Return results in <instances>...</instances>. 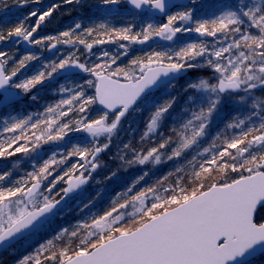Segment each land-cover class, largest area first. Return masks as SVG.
I'll return each instance as SVG.
<instances>
[{
    "label": "snow or ice",
    "instance_id": "snow-or-ice-1",
    "mask_svg": "<svg viewBox=\"0 0 264 264\" xmlns=\"http://www.w3.org/2000/svg\"><path fill=\"white\" fill-rule=\"evenodd\" d=\"M189 2L193 7L170 3V0H127L137 10L161 14L166 22L155 23L153 15L139 26L109 28L100 24L98 28L103 32L77 23L55 36L35 34L60 4H53L47 10L34 9L27 16L18 17V22L8 29L3 25L12 23L11 15L0 16V41L15 38L16 43L26 42L48 50L56 49L57 45H84L90 51L94 44L115 42L116 38L130 44L160 38L176 45L175 50H153L144 57H136L123 67L117 65L120 57L110 56L108 52L103 53L107 60L92 64L81 62L73 52L44 63L31 76L24 75L22 70L28 62L40 60V56L28 53L17 61L9 53L0 51V110H14V105L24 96L57 76L71 78L78 70L92 77L77 84L78 90L61 88L71 95L47 106L45 111L49 115L44 119L11 115L4 119V131L15 134L19 130V135L0 143V158L29 154L42 142L63 141L69 133H84L92 138L93 145L91 148L74 145L59 161L53 155L42 163H33V171L18 178L12 171L0 172V245L27 239L50 223L69 193L89 182L100 166L97 157L109 147L112 135L137 110L138 102L147 99L153 90L168 94L175 79L188 70L201 66L213 70L215 83L199 79L184 89L196 93L188 97L194 108L189 109L191 115L186 123L173 129V135L141 152L125 145L133 152V157L125 161L128 165H144L150 160L160 163L165 150L170 152L169 160L180 157L208 135L209 125L226 100L239 96L240 101H245L246 96L240 95L241 92L251 96L257 88L264 90V6L225 4L220 15L201 19L194 15L195 0ZM33 3L39 4L40 0H15L18 8ZM63 3L79 4L80 0H63ZM120 4L121 0H102L110 13H117ZM0 5L6 12L7 0H0ZM32 17L36 21L26 26ZM77 29L81 34L76 33ZM188 33L216 38L220 46L210 48L203 40L181 44L180 37ZM93 34L107 39L98 38L89 43L83 38ZM119 47L125 49L122 55H127L129 44L121 43ZM9 61L13 65L10 70L6 67ZM87 89H93L92 94H87ZM175 103V97L163 103L154 102L155 110L144 136L161 127ZM72 112L79 114V118L65 120ZM41 125L45 126L44 130L39 136L33 132L35 139L31 140L27 131L39 129ZM226 127L238 131L226 135L222 144L213 141L210 148L204 149L205 152L217 150L194 171L195 186L165 189L169 192L165 198L155 195V187L137 192L129 188L131 195L123 197L122 202H116L102 215L93 216L71 232L63 229L61 235L67 233L71 237H77L81 229L86 230L76 247L57 250L54 240H48L18 264H42V259L49 264H254L253 258L258 253L264 254V100L257 99L243 119L237 116ZM102 136H107L109 143L100 144ZM22 140L27 143H21ZM237 155L241 157L239 161ZM73 156L83 162L57 174L53 166ZM78 169L84 171L74 176ZM213 171L236 175L204 183L201 174ZM61 181L67 187L58 188ZM149 194L154 199L146 205ZM130 204L139 205L136 208L139 216L132 220L131 226L124 222L125 214L120 211ZM84 207L89 208V204ZM44 252L50 255L42 258Z\"/></svg>",
    "mask_w": 264,
    "mask_h": 264
},
{
    "label": "rangeland",
    "instance_id": "rangeland-1",
    "mask_svg": "<svg viewBox=\"0 0 264 264\" xmlns=\"http://www.w3.org/2000/svg\"><path fill=\"white\" fill-rule=\"evenodd\" d=\"M209 1L215 2L216 0H195L196 10L200 9L203 5H206ZM55 4H60L61 7L58 8L53 13L52 17L46 18L48 19L49 24L47 26L45 25L42 32L39 33L40 36L38 37L47 36V35H53V36L58 35L62 31L74 28L77 23H80L83 27H96L97 30L100 24H106L108 25V27L114 26V25H118V27H126L132 24L133 22H135V17H137L135 12L129 10L127 7L123 8V6H125V0H121V4L118 6L117 13H110L109 11H107L102 5V0H80L79 4H72V5L64 4L63 0H56ZM11 5L12 4H9V5L7 4L8 7H10ZM51 5L52 4L48 2V0H40L39 4L33 3V4H29L27 7H24V8H17L16 10H14L13 12L11 11L8 14V15H11V17L13 16L15 17L14 19H12L11 25L14 26L18 22V17L27 16V13L34 9L47 10ZM188 6L193 7V4L190 3L188 4ZM86 7H90L93 9L97 8V9H100V11L102 12V14L96 16L94 20H92L91 22L92 24L85 22L84 18L81 17L82 12ZM174 10H178V9H174ZM148 16H150L149 13L143 12L140 14L139 17L145 18ZM35 21H36V17H32L30 20L26 21V26L34 24ZM159 22L164 23L166 22V19L164 18V20H160ZM11 25H9L8 27H12ZM98 31H103V30H98ZM76 33L81 34V30L77 29ZM179 35L180 34H178V36ZM100 37H101L100 39H103L104 36H100ZM83 38H85L89 43H91L92 40L95 39L93 36L91 37L84 36ZM202 38H203V41L209 45L210 48L220 46L216 38H213V37H202ZM104 39H107V37H104ZM157 39L158 38H154L153 40H149L144 44H130V42L128 41H121L118 38H116L115 42H109L105 44H94L90 51L87 50L84 47V45H77L76 47H73L72 45H57V48L55 49V51L51 52V56H49V58L47 59V62L51 60H55L61 56H67L70 53L74 52L75 55L79 56L80 59L83 58L84 62L87 61L89 64L99 63V62H102L103 60L108 59V57L103 56L104 52H108L110 56H119L120 58L117 60V65L123 67V66L129 65L132 59L136 57H143L144 53L140 51L143 50V47H145V44L157 42ZM121 43L129 44L127 55H122L125 52V49L119 47ZM167 43H170L167 47H154L155 48L154 50H157V51L175 50L176 45L173 42H167ZM18 47H19V43H16L14 45V43H12V39L6 40V41H0V51L9 53L17 61L25 56L24 53H21V50ZM38 48L39 50L35 55L43 57L44 48L42 46H38ZM138 49H139V52H137ZM228 55H229L228 53H225V56H228ZM42 62L43 61L39 63H42ZM201 64L203 65V60H201ZM117 65H113V67H116ZM12 66H13L12 61H9V64L6 67L10 70ZM31 66H32V63H30L27 67H31ZM200 68H206L209 71H211V74L209 75L210 78L208 77L206 79H208L210 83H215V80L212 79L213 70L206 66H201ZM24 70L26 71L24 72ZM29 70L26 68V69H23L22 72L24 75H27L29 74L28 73ZM190 71L191 70H189V72ZM191 78H192V75L188 73V75L184 77V79H181L180 82L186 84V82H188V80H190ZM83 79L84 80L92 79V77L88 76V78H83ZM177 83H178L177 81L174 82V84L176 85ZM176 90H178V88L172 87L171 89H169L168 93H173ZM158 94H159L158 96L151 95L147 99L143 100L141 104L138 105L137 110L132 111L130 113L127 122L121 124L118 130L112 135L111 140L113 139L120 140L124 138L127 139L125 135H130L129 131H131V134H132L133 131H135V125L141 120H144L143 118H146V120H145V123H143L144 127L142 129L143 130L142 137H147V136H144V133L147 130L146 125L149 121V117L152 114V112L155 110L154 102L161 103L159 102V98L164 93H162V91L160 90ZM262 94H263L262 91H256V90L253 91L251 96H247L246 94L240 93V95L246 96L245 101H240L239 96L235 97L234 99L226 100L224 107L221 110L220 115H223L228 111H231V109L235 107L240 109L246 106L253 105L254 102L257 101V99L263 100V98L260 97V95L262 96ZM188 95H194V94L189 93ZM21 113H22L21 111L15 110V109L10 110V111L8 110L4 114L1 115V118L8 119L9 115L15 116L17 118H24ZM158 130L159 129H157V131ZM230 131H233V129H230ZM155 133H152L149 135L152 136ZM13 135H19V130L15 134L10 133V132H5L3 120L0 119V143H4L8 138H10ZM84 136H85L86 142L80 145L91 148L93 146L92 138L86 136V134H84ZM108 142L109 140L107 136H102L99 138L100 144H104ZM52 143L53 142H48L46 144V147L50 148ZM42 145H44V143ZM61 153L64 154L65 152L62 149H60V151L58 149L57 151H55L53 155H55V157H57L58 159L59 157L62 156ZM203 153L205 154V151ZM202 154H200V156H202ZM204 154L203 156H205ZM53 155H51V157ZM164 159H166L165 153L161 155L160 163H155L152 160L149 161L148 163L151 164L152 166L149 168L148 167L144 168L145 169L144 172L141 173L143 176L142 181H140L139 184H130V186L129 184H126V182H127L128 177L133 175V173H131L132 172L131 170L137 169L135 167L136 164H133V165H128L127 163L123 164L122 167L125 172L116 173V172L107 171V168H105L104 160L98 161L100 166L96 172L92 173L91 185L83 193L79 194L74 199L70 200L67 203L66 207L63 209V211L55 215L51 219L50 223H48L38 233L25 239L24 242H21V244L16 245L14 249L8 251L7 254L5 252L3 255H1L0 264H18L19 260H21L26 255L34 253L40 247V245L46 244L48 240H54V244L57 250L64 246L72 247L73 246L72 242L71 244H66L67 243L66 241L69 239L70 235L67 233H64L63 235H61V233H63V229L67 228L69 229V232H71V230L77 227L78 225L83 224L85 221H90L93 216H98V213L102 215L100 212L101 211L100 207L98 208H93V207L95 206L94 204L96 202L100 200L101 201L104 200L109 195L108 193L113 194V197L110 198V202L113 201L112 204H115L118 201L122 202L123 197H127L131 195V193L128 192L129 188H132L133 192H137L142 189H146L148 187H153L151 181H153L152 178L154 177H152V175H154V173L159 168H162L161 165L163 164ZM240 159L241 157L237 155V161H239ZM32 160H34V158H32L30 161L28 159H25V157L23 156V153H17L15 156L10 157V159L2 162L1 167H3L5 171H12L13 175L24 176L27 172L33 171L32 164H31V162H33ZM82 162L83 161H80L79 157H75L72 160V164L69 167H67V169L70 168L73 164L82 163ZM111 168L113 169L112 166ZM80 171H84V170L78 169L74 175H78ZM113 173H115V175H113ZM145 173H147V175H145ZM85 175H87V173H85ZM235 175H236L235 173L230 172L228 176H223L224 178H222V180L228 179L229 177H232ZM14 177L18 178L20 176H14ZM65 179H67V177H65ZM148 182H150L151 186L149 185ZM62 183L63 181H61V183L57 185V187L58 188L62 187L61 185ZM99 183H101V185ZM154 187L156 188L155 195L165 198L169 195V192L165 191V189H172L173 185L171 183H166L162 185L159 184V186L154 185ZM94 195H95L96 201H86L87 199L89 200L90 197H94ZM153 199H154L153 195L149 194L148 198L145 201V204L150 205L153 202ZM86 203L89 204V208L84 207ZM138 206H139L138 204L136 206H133L132 204H130L127 209H120V211L125 214V219H129L132 217L139 216V213L136 211V208ZM107 208L108 207H106L105 210ZM46 253H49V252L42 253L41 257L44 256Z\"/></svg>",
    "mask_w": 264,
    "mask_h": 264
},
{
    "label": "trees",
    "instance_id": "trees-1",
    "mask_svg": "<svg viewBox=\"0 0 264 264\" xmlns=\"http://www.w3.org/2000/svg\"><path fill=\"white\" fill-rule=\"evenodd\" d=\"M242 3L249 4L250 6L252 4L264 6V0H216L215 2L209 1L206 5H203L200 9L195 11L194 15L197 18H201V19H211L215 15L221 14V10L224 9L225 4L238 5ZM7 4L8 5L12 4L10 7L11 8L10 10L12 12L18 8L15 6L14 0H7ZM123 8H125V6H123ZM100 14H102L100 9H97V8L93 9L90 7H86L82 12L81 17L84 18L85 22L91 23L92 20H94V18ZM140 14L141 13H136L137 17H135V22H133L132 24H136L137 26H139L143 21L149 19L150 16H153L150 14V16L148 17L140 18L139 17ZM11 18L14 19V17H11ZM160 20H163V19L154 17L155 23H161L159 22ZM11 24L12 23L5 24L3 25V27L5 29H8L10 28L8 26ZM112 27L122 28V27H118V25L109 26V28H112ZM98 30H103V29L98 28ZM99 32H103V31H99ZM100 36L93 34V37L95 39L101 38ZM201 40H203V38L199 36V34H195V33H188L180 37L181 44L187 43V42H193V41H201ZM169 44L170 43H159V42H152L150 44L147 43L145 44V47H143V50L140 52L144 53L143 55L144 57L146 56V54L151 53L155 49L154 47H167ZM137 52H139V49L137 50ZM32 62L33 61L28 62V65ZM32 65L33 66L31 67H27V69L28 70L30 69V70L28 71L29 74H27L26 76L33 75L37 70L41 69L42 67L40 65H39L40 67L35 66L34 63H32ZM190 70L191 71L189 73L192 75V78L188 80L186 84L181 83L180 80L177 81L178 82L177 85L174 84L173 88H178V90L174 91L173 93L163 94L159 98V102L163 103L164 101L170 99L171 97H175L176 103L173 106V110H170L171 115L166 117L164 123L154 135L152 136L149 135L147 137H143L142 139V135H143L142 129L144 127L143 123H145V120H146V118H143L144 120H141L135 125V131H133L132 134H131V131H129L130 135H125L128 141L126 138H124L120 140L113 139L110 141V143L108 142L109 147L106 149L105 152L101 154L100 159H99V161L104 160L105 168H107L108 172H116V173L125 172L122 167L123 164H126L125 161L133 157V152L130 151L129 148H126L125 145H130L131 149H135L137 152L144 151L154 146L155 144L159 143L160 140L163 139L164 137L173 135L174 128H180V126L183 123H186L187 119H189L191 115L189 109L194 108V106L191 105L189 101H187L189 97L188 94L193 93L194 95H196V93H194L192 90L185 92L184 89L187 87L189 83L198 82L199 79H206L211 74V71H209L206 68H197V69H190ZM25 71L26 70H24V72ZM77 76L80 77L79 74ZM86 77L87 76L85 75V77H82V78H86ZM67 79L70 80V78H65V79L60 78L50 83L46 82L44 86L36 89V91L32 93V97L35 96V99L30 97L29 99L21 103V105H23L22 108L17 106L14 109L21 111L22 112L21 114L24 118L28 116H32L33 120L44 119L46 115H49V114H46V111H45L47 106L53 105L57 103L60 99L68 98L71 95V92H62L61 88H69V89L78 90L76 89V85L84 83V79L82 80L83 83H81V81L78 83L69 82V81L67 82ZM92 92H93V89H87V94L90 95L92 94ZM158 93L159 92H157L156 94H153V96H158L159 95ZM262 93L263 94L262 96L260 95V97L263 98L264 100V90H262ZM252 109H253V105H250V106H246L240 109L236 107L232 108L231 111H228L223 115H220L221 113L220 112L218 116H215L213 118L212 124L209 125L208 135L204 137L198 145H194L191 149L185 150L184 153L178 158H173L172 160H169L167 156L170 154V152L165 150L163 153L166 154V159H164L163 164L161 165L162 168H159L154 173V175H152V177H154L152 178L153 181H151L152 186L153 187L154 185L159 186V184L162 185L166 183H171L173 185V188H177V189L179 187H184L185 189H189L195 186L196 178L193 175L194 171L199 170V164L202 163L205 159H211V157L215 154L214 152H216L217 149H212L208 153L205 152V154L203 153L204 152L203 150L206 148H210V146L213 144V141H215L217 144H222L226 135L231 134L234 131H238L234 129L233 131H230V129L226 127L227 124L230 122H233L235 117L237 116L243 119ZM96 114L98 113H93V115H96ZM1 115L2 114H0V119L4 120V118H1ZM128 117L122 122V124L127 122ZM69 118L75 120L79 118V114H77L76 112H72L69 114V117H65L64 119L66 120ZM44 128L45 126L41 125V128L39 129H33L30 131H27V136L31 140H34L35 136H39L41 134V131L44 130ZM33 132L35 133V136L33 135ZM71 134H72L71 139H70L71 136L70 137L67 136V138H65L63 141L53 142L50 148L46 147L47 143H44V145H42L43 144L42 142L40 147L36 151L34 150L33 152L29 154L23 153V156L25 157V159H28L30 161L32 158H34L31 164L33 163L39 164V163H42L43 160L49 159L51 155H53L55 151H57L58 149L59 151L60 149H62L65 153L64 154L61 153L62 156L59 157L58 159L56 157V159L59 161L60 159H62L64 155H66L73 148L74 145H80L86 142L84 133H71ZM218 137L219 139H217ZM21 143H27V141L22 140ZM202 153L205 156H203ZM200 154H202V156H200ZM75 157L76 156H73L70 160L66 161L63 164L54 165L53 167L57 169V174H61L64 170H66L67 167H69L72 164V160ZM8 159H10V157H7V156L5 158H0V172L5 171V169L1 167V163ZM225 159H227V157H225ZM111 166L113 167V169L111 168ZM151 166L152 165L149 163H146L144 165L136 164L135 167L137 169L131 170L132 172L129 171L133 173V175L128 177L126 184H129V186L130 184H139L140 181H142L141 177L143 176L141 173L144 172L145 170L144 168L146 167L149 168ZM229 174L230 172L225 174L220 171H213L211 174L202 173L201 179H203L204 183L207 184V183H211L215 181H221L222 178H224L223 176H228ZM13 176H21V175H13ZM148 183L151 186L150 182ZM99 184L101 185V183ZM61 185L64 187L65 186L64 182ZM108 194L109 195L104 200L102 201L100 200L94 204L95 206L93 208L100 207L101 214L104 213L103 211H106L115 205V204H112L113 201L110 202V198L113 197V194L112 193H108ZM86 201H96L95 195L94 197H90V199L89 200L87 199ZM106 207L108 208L105 210ZM99 215L100 213H98V216ZM136 217L125 219L124 222L128 223L129 226H131L132 220ZM75 229L76 227L72 230H75ZM85 231L86 230L81 229V232L77 237L69 236V239L66 241L67 242L66 244H71L72 242V245H73L72 247L73 248L76 247L79 244V240L83 238V233ZM47 255H50V252L46 253L44 256H47ZM42 264H49V262L43 261L42 259ZM254 264H264V254L254 259Z\"/></svg>",
    "mask_w": 264,
    "mask_h": 264
},
{
    "label": "flooded vegetation",
    "instance_id": "flooded-vegetation-1",
    "mask_svg": "<svg viewBox=\"0 0 264 264\" xmlns=\"http://www.w3.org/2000/svg\"><path fill=\"white\" fill-rule=\"evenodd\" d=\"M55 1L56 0H48V2H50L52 5L53 4H55ZM14 2H15V0H14ZM11 7V6H10ZM10 7H7V11L5 12V10H4V8H3V6L1 5V7H0V16H2V15H5V14H9L10 12H11V8ZM125 7H127V5H126V0H125ZM14 17V16H13ZM15 18V17H14ZM49 21H48V19H46V21L41 25V28L38 30V32L35 34L37 37L38 36H40L39 35V33L40 32H42V30L44 29V27H45V25L47 26L49 23H48ZM12 43H14V45L16 44V42H15V38H13L12 39ZM22 43V42H21ZM21 43H19V49L21 50V53H24L25 55H27L28 53H32V54H36L37 52H38V50H39V48H38V46H36V45H31L34 49H33V51H27V50H25V49H22L21 48ZM47 51V52H46ZM53 51H55V49H51V50H48V49H46V48H44L43 49V57H40V60H37V61H33L32 63H34V65L35 66H42L44 63H47V59L49 58V56H51V52H53ZM46 53V54H45ZM81 60V62H84V60H83V58L82 59H80ZM41 61H43L42 63H39V62H41ZM49 62V61H48ZM33 66V65H32ZM39 66V67H40ZM80 75V77H78L77 75ZM77 75H75V76H73V77H71L70 78V80L69 79H67V82L69 81V82H76V83H78V82H80L81 81V83H83L82 82V80H83V78L82 77H85V75L88 77L89 75L87 74V73H81V72H79L78 70H77ZM86 77V78H87ZM60 78H64L65 79V77H62V76H57L53 81H55V80H57V79H60ZM47 82V81H46ZM45 82V83H46ZM48 83H50V82H48ZM40 87H42V86H38L37 88H35V89H33L32 90V92L31 93H29V94H27L26 96H24V98L22 99V100H20V101H18L15 105H14V108H16L17 106H19L20 108H22V106L23 105H21V103L22 102H24L25 100H27V99H29L30 97H32V93H34L35 91H36V89H38V88H40ZM241 93H243V92H241ZM6 111H8V110H0V114H4ZM130 115V114H129ZM128 115V116H129ZM127 116V117H128ZM70 135H72L71 133L69 134V137H70ZM68 137V138H69ZM65 138H67V137H65ZM72 138V136L70 137V139ZM21 242H24V240L23 241H21ZM21 242H19L18 244H16V245H19V244H21ZM15 245V246H16ZM14 246V247H15ZM13 247V248H14ZM12 248V249H13ZM11 250V249H10ZM9 250V251H10ZM7 253V252H6Z\"/></svg>",
    "mask_w": 264,
    "mask_h": 264
},
{
    "label": "water",
    "instance_id": "water-1",
    "mask_svg": "<svg viewBox=\"0 0 264 264\" xmlns=\"http://www.w3.org/2000/svg\"><path fill=\"white\" fill-rule=\"evenodd\" d=\"M170 3H176V4H189L190 2H189V0H170ZM126 5H127L131 10H133V11H139V12H141V11H146V10H137V9H135L133 6H131L129 3H127V0H126ZM154 15L157 16V17H163V16H162L161 14H159V13H155ZM158 42H169V41H164V40H161V39L159 38V39H158ZM21 48H22V49H25V50H27V51H33V49H34L31 45L27 44L26 42H22V43H21ZM187 74H188V71H187L185 74L178 76V77L175 79V81L178 80V79L184 78ZM255 90H262V89L257 88V89H255ZM157 91H158V90H153L151 93H155V92H157ZM23 98H24V97H23ZM23 98H22V99H23ZM22 99H21V100H22ZM141 101H142V100H141ZM141 101H140V102H141ZM140 102H138V104H139ZM105 151H106V150H105ZM103 152H104V151H103ZM103 152H101V153L99 154V156L97 157V160L99 159L100 155H101ZM74 176H75V175H74ZM90 181H91V179L89 180V182H90ZM89 182H88L87 184L82 185L80 188L76 189L75 191L69 193V196L65 198V201H63V202L61 203V205L58 206L59 211H60V210L66 205L67 201H68L70 198H72L73 196L77 195L79 192L83 191V190L88 186ZM65 187H67V184L65 185ZM19 241H20V240H19ZM19 241H12V242H10V243H9V242H6L4 245H0V255H1L2 253H4L5 251H7V250H8L9 248H11L15 243H17V242H19ZM260 255H262V254H259V253H258L254 258H256V257H258V256H260ZM254 258H253V259H254Z\"/></svg>",
    "mask_w": 264,
    "mask_h": 264
}]
</instances>
